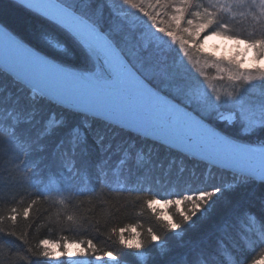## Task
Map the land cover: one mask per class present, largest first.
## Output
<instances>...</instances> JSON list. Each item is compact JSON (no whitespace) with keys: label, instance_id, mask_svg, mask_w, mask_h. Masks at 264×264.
<instances>
[{"label":"trees","instance_id":"trees-1","mask_svg":"<svg viewBox=\"0 0 264 264\" xmlns=\"http://www.w3.org/2000/svg\"><path fill=\"white\" fill-rule=\"evenodd\" d=\"M109 2L92 0L91 9L102 15L105 27L113 31L119 42L123 36H137L123 29L128 27L125 22L130 13L137 17L147 16L145 12L151 13L153 9V16L157 12L162 24L171 19L170 14L176 13L171 7L157 6L156 0L151 3L134 0L143 5L144 11L128 5L129 9L122 8L126 13L123 20L111 11ZM194 2L209 6L208 0ZM20 5L13 0H0V24L34 39L43 47L54 33L43 31L39 22ZM209 10L215 9L209 7ZM221 16L226 26L237 22V17L231 18L225 11ZM238 18L240 21L234 28L247 30L248 27L252 31V27L260 26L255 19L252 26H248L249 23L245 22L247 16ZM184 19H193L195 24L199 18H194L189 11ZM184 19L180 25L190 26L184 23ZM53 54L72 63L79 62L81 57L72 46L67 51ZM31 103L26 91H22L11 78L0 76V127L6 128L9 117ZM41 111L45 114L59 112L53 105H43ZM66 115L70 124L80 122V117ZM20 128L32 137H36L40 130L35 122H21ZM93 137H102L104 144L111 142L114 147L119 144L124 162L120 163L116 156L105 160ZM62 138L63 132L56 131L37 140L26 159L21 155L28 177L23 184L7 171L11 166L6 163L5 147L0 146V216L4 218L0 220V228L4 229L0 232V244L8 242L7 247L0 248V264H17L15 257L8 254V247L25 249L29 246L35 253L30 255V264H55L50 257H43L40 253L48 245L56 244L61 248L64 243L88 247L95 253L90 257L101 258L100 264H110L112 258L106 255L109 251L117 258V264H229V261L232 264H255L264 261V243L247 231L250 217L254 215L258 219L260 216L264 186L241 185L227 190L209 213L186 225L180 215L184 205H165L164 201L183 200L185 195L198 190L230 184L229 174L126 130L93 124L87 154L78 152L76 157L79 171L75 174L68 172L70 178H67V171L54 157V150ZM149 200H159L153 205L156 212L148 207ZM26 207L29 208L27 218L23 216ZM12 215H17L16 221L10 219ZM169 221L182 225V230H170L167 227ZM121 229H124L123 233ZM9 231L25 234L27 243L5 235ZM153 234L162 240L152 241ZM121 235L124 244L120 242ZM42 239L50 243L40 245ZM89 240L94 247L89 245ZM137 242L142 243V248L127 246Z\"/></svg>","mask_w":264,"mask_h":264},{"label":"snow or ice","instance_id":"snow-or-ice-1","mask_svg":"<svg viewBox=\"0 0 264 264\" xmlns=\"http://www.w3.org/2000/svg\"><path fill=\"white\" fill-rule=\"evenodd\" d=\"M247 2L248 0H226V3H220L217 7L216 4L202 6L194 0H179L181 6L175 9L176 14L171 17L177 29L180 28L181 21L191 7L198 9L192 13L194 18H199L197 22L194 24L193 19H189L187 23L193 27L182 30L183 33L188 34L187 38L183 34L178 38L176 31L170 27L167 29L159 27L158 32L166 33V37L171 38L173 46L179 39V50L183 51L186 56V45L189 40H193V47L200 50L202 45L198 39L194 38L200 37L207 30L209 35L204 36L205 40L211 39L212 36H223L235 40L251 48L253 59L260 62L264 58V39H240L237 35H230L226 24L222 22L221 13L223 11L230 10L232 5L239 6ZM124 3L133 8L139 7L141 11H144L143 5L135 3L134 0H124ZM251 3L255 4L256 0H251ZM91 4L92 0H42L40 3L23 0L20 6L24 7L39 22L41 29L54 33L51 39L45 41L43 47L34 39L7 28H0V33H3L18 50L45 64L56 76L80 86L79 88L54 87L51 83L38 80L22 71L7 60L3 66H0V76L11 78L22 91L28 93L29 100L32 102L31 106L18 109L14 115L9 117L6 128L0 127V146L5 147L6 163L11 166L7 168V171L11 173V176L21 184L25 183L28 177L21 155L26 159L37 140L56 131H62L63 138L54 150L55 159L66 171L78 172L79 169L75 162L78 152L87 154V144L93 132V124H103L164 144L182 154L198 157L230 175V184L212 186L206 191L198 190L194 194L185 195L183 200L164 201L165 205L173 203L184 205L180 210V215L186 225L195 223L196 219L209 213L225 191L241 185L264 186V141L257 146L251 139L257 131L264 130V99L257 103L246 97L247 88L254 82L264 85V63L245 67L242 59H237L235 56L227 58L228 63L233 66L229 79L237 84L244 81L245 84L237 90L236 94L229 93L227 98L212 95L206 89L198 90L196 85L181 88L178 76L165 77L169 79V84L163 85L161 82V86H158L154 82L155 77L145 75L126 58L113 31L105 27L102 15L91 11ZM156 4L171 7L174 0H156ZM260 4L264 5V0H260ZM209 7L215 10L210 11ZM145 15L155 27L156 16L150 12H145ZM160 39L165 40V37L162 36ZM69 46L81 54L79 62L72 63L53 54L67 51ZM113 60L118 62L119 72L123 78L143 96L202 130L220 146L221 150L209 153L204 150L203 146L182 143L162 130L134 121L125 112L99 102L94 93L85 91L89 85H93L96 89L112 87V82L117 78L112 70ZM172 81L177 83L175 89L171 87ZM43 105H53L59 112L45 114L41 111ZM60 113L65 115H60ZM66 114L80 117V122L70 124ZM21 122L38 124L40 130L37 136L32 137L26 130H22ZM93 139L97 148L105 155V160L116 156L120 163L124 162L120 155L122 149L119 144L114 147L111 142L104 144L102 137H93ZM147 203L153 212L157 211L153 205L159 203V200H149ZM261 204L259 218L256 219L254 215L250 217L247 231L257 235L261 243H264V199ZM12 211L16 212V209ZM23 216L25 218L29 216V208H24ZM3 219V216H0V220ZM10 219L16 221L17 215H12ZM167 227L170 230H182V225L172 221L167 222ZM3 231L4 229L0 228V232ZM120 231L123 233L124 229ZM5 235L27 243L25 234L17 235L15 231H9ZM151 239L160 242L162 237L153 234ZM120 242L125 243L123 235H121ZM49 243L47 239L39 241L40 245L46 246ZM88 243L94 247L91 240ZM7 245L8 242L4 241L0 244V248L7 247ZM127 246L140 249L143 245L137 242L135 245L129 243ZM7 250L10 256L15 257L17 264H30V255H35L30 246L25 249L8 247ZM67 254L73 255L72 253ZM40 255L52 257L53 253L45 247ZM56 255H64V253ZM106 255L112 258L110 264H117V258L113 257L111 251ZM229 264L232 262L229 261ZM255 264H264V261H256Z\"/></svg>","mask_w":264,"mask_h":264},{"label":"rangeland","instance_id":"rangeland-1","mask_svg":"<svg viewBox=\"0 0 264 264\" xmlns=\"http://www.w3.org/2000/svg\"><path fill=\"white\" fill-rule=\"evenodd\" d=\"M144 1L151 3L152 0ZM220 3H226V0H208L207 4H216L218 7ZM109 4H111V11L115 12V16L123 17L124 20L126 13L122 8H130L124 3V0H110ZM180 6L179 0H174L171 10L175 11ZM92 10L94 9L92 8ZM194 10L197 11L195 8H190V13L195 12ZM225 12L230 14L231 18L237 17V22L227 25L230 28V35H237L240 39H243L245 36L247 37L244 39L249 40L264 39V5L260 4V0H256L255 4H252L251 0H248L243 5H232L230 10H225ZM155 13V27H153V22L150 19L149 21L147 20V16L140 15L137 17V15L130 13L125 22L126 26L128 24V27L124 26L123 29L129 30V32H133L137 36H123L120 44L126 58L145 75L155 77L154 82L158 86H161V82L163 85L169 84V79L165 77L178 76L180 78L179 87L181 88L196 85L198 90L202 91L206 89L212 95H220L222 98H227L229 93L236 94L238 89L245 86L244 81H240L237 84L229 79L233 66L228 63L227 58L235 56L237 59H242L243 66L245 67L264 63V58L260 62L254 60L253 50L235 40L227 39L223 36H212L211 39L205 40L204 36L209 35L207 30L200 37L194 38L199 40L202 48L197 50V48L193 47V40H189L186 45L187 55L185 56L184 52L179 50V39L173 46L171 38L166 37V33H159L158 28L165 27L167 29L170 27L176 31L178 38L181 34L187 38L188 34L183 33L182 30L184 28L191 29L192 27H182L180 25V28L177 29L175 21L171 19L166 20V24H162L161 21H158V13ZM257 13L258 16L256 17ZM175 14H170V18ZM240 16H247L246 20L248 21L245 22L249 23L248 26H252L251 23L254 19L259 22L260 26H256L257 28L252 27V31L248 27L247 30L234 28L233 26L237 25L240 21L238 18ZM187 19H184L185 24H188ZM238 25L240 26L241 24ZM117 30L119 33L120 31L122 32V29ZM248 30L249 33H247ZM162 36L165 37V40L160 39ZM220 57H224L225 59H218ZM176 86L177 83L172 81V89H175ZM246 97L258 103L261 99H264V85L254 82L247 88ZM233 131L235 130L233 129ZM251 139L256 144L264 141V130L257 131ZM72 173L75 174L74 172ZM66 176L70 178L68 171L66 172ZM104 178L107 177L104 176ZM80 245L79 243H64L61 245V248L56 244L48 245V249L53 253L50 260L53 263L56 262L55 264H100V259L90 257L95 254L94 251L88 249V247L83 248ZM57 253H64V255L58 256L56 255ZM67 253H72L73 255H68Z\"/></svg>","mask_w":264,"mask_h":264},{"label":"water","instance_id":"water-1","mask_svg":"<svg viewBox=\"0 0 264 264\" xmlns=\"http://www.w3.org/2000/svg\"><path fill=\"white\" fill-rule=\"evenodd\" d=\"M13 1L23 4V0ZM33 2L40 3L42 0H33ZM0 28L6 27L0 24ZM6 60L38 80L51 83L54 87H80L56 76L45 64L18 50L3 33H0V66H3ZM112 70L117 78L112 82L111 88L96 89L93 85H89L85 88V91L94 93L99 102L125 112L134 121L162 130L182 143L190 144L191 146H203L204 150L209 153L221 150L220 146L212 141L202 130L196 128L179 115L169 112L162 105L143 96L132 84L123 78L119 72L118 62L115 60L112 63ZM161 145L167 147L164 144ZM178 153L182 154L181 152ZM183 155L212 166V164L198 157Z\"/></svg>","mask_w":264,"mask_h":264},{"label":"bare ground","instance_id":"bare-ground-1","mask_svg":"<svg viewBox=\"0 0 264 264\" xmlns=\"http://www.w3.org/2000/svg\"><path fill=\"white\" fill-rule=\"evenodd\" d=\"M133 134V133H132Z\"/></svg>","mask_w":264,"mask_h":264}]
</instances>
